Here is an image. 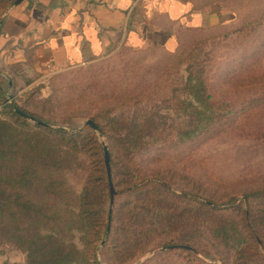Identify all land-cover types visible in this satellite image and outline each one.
I'll use <instances>...</instances> for the list:
<instances>
[{
  "label": "rangeland",
  "instance_id": "1",
  "mask_svg": "<svg viewBox=\"0 0 264 264\" xmlns=\"http://www.w3.org/2000/svg\"><path fill=\"white\" fill-rule=\"evenodd\" d=\"M195 1H200L203 6L216 2L233 7L240 12V22L229 29L185 35L176 52L158 47L142 50L124 48L113 54L110 60L49 73L20 89L5 86L8 91L5 102H16L28 113L49 121L54 128L71 133L88 131L90 127L84 123L92 120L106 133L102 136L93 130L103 145H108L110 138L112 141L132 138L134 147L130 151L134 153L131 155L134 176H129L127 170L122 169L124 175L116 177L118 190L139 179L159 180L168 184L175 194L182 191L219 204L235 199L243 206L246 195L264 190V141L253 136V133L264 130V103L251 116V123L242 128L239 124L238 128L243 132L210 133L212 137L199 147L178 142L181 131L191 125L193 128V124H190L191 117L185 105L177 103L179 99H185L182 88L189 67L204 77L216 101L240 103L264 92V19L259 20L264 14V0ZM13 4L4 9L1 20ZM245 23L248 24L241 31ZM241 60L243 67L238 66ZM118 146L122 149L120 142ZM86 149L80 170L70 175V183L77 189L83 186L85 176L95 169L93 161L97 151L88 143ZM113 150L115 152V148ZM154 193L151 198L172 203L177 213L190 209L194 215L197 211L195 201L188 199L183 202L165 188ZM139 198H144V195L120 193L116 208L125 202L141 207L144 200L138 201ZM251 203L259 205L253 199ZM237 216L241 218L235 213L224 217L216 213L214 218L215 221L219 218L233 222L237 227L240 220ZM196 224L194 219L190 220L189 227L181 228L182 233L179 229L175 236L186 234L197 241L203 237L201 242L211 253L218 251L224 257H230L232 262L229 264H237L235 261L241 258L236 244L232 246L235 242L230 243V248L225 245L216 248L213 243L220 240L214 239L209 230L199 227L200 233H194ZM158 231L164 237L171 234L160 228ZM232 234L236 237L235 233ZM243 235V239L248 241V233L244 229ZM103 246L104 242L96 248L100 264H121L112 257V251L103 256ZM246 246L243 243V249ZM163 248L166 247L157 248L129 264H223L217 258H207L197 252H193V256L179 250L164 254L167 250L161 251ZM84 250L87 254L84 264H96L92 249ZM0 259L5 264H26V255L11 245H0ZM241 261L264 264L261 255L248 249Z\"/></svg>",
  "mask_w": 264,
  "mask_h": 264
},
{
  "label": "trees",
  "instance_id": "2",
  "mask_svg": "<svg viewBox=\"0 0 264 264\" xmlns=\"http://www.w3.org/2000/svg\"><path fill=\"white\" fill-rule=\"evenodd\" d=\"M15 1L0 0V20L4 9ZM191 1L203 6L200 1ZM262 19L264 14L259 20ZM246 24L241 26V31ZM216 31L219 30L197 33ZM182 43L183 39L180 45ZM124 48L128 47L118 51ZM110 59L112 56L105 60ZM242 60L238 64L240 67H243ZM188 70L182 88L185 99H179L177 104L185 105L193 128L191 125L181 131L178 141L181 144L188 142L199 147L212 137L210 133L241 132V128L251 123L253 113L264 103V92L240 103L216 101L204 77L191 67ZM5 86L13 90L16 88L0 75V245H11L21 251L26 255V264H84L87 257L84 249L90 248L94 262L100 264L96 248L102 242V255L108 256L109 251H112V257L121 264H129L160 247H171L164 254L179 250L193 256V252H197L207 258H217L223 264L232 262L230 257H224L218 251L211 253L207 245L201 242L203 237L197 241L186 234L175 236L179 229L189 227L192 219L197 223L194 233H200L199 229L209 230L214 239L220 240L217 244L213 243L214 247L225 245L230 248V243L235 242L232 246L236 244L241 259L247 249L249 252L255 250L264 259V190L246 195L243 206L237 204L235 199L219 204L182 191L175 194L168 184L159 180L125 181L128 185L118 190L116 177L124 175L122 169H126L129 176H134L131 158L134 153L130 151L134 147L132 138L113 141L110 138V143L103 145L92 128L81 133L54 128L49 121L28 113L14 102L22 113L34 119L30 122L5 102L8 93ZM240 123L241 128H238ZM96 125L101 135L105 136L104 129ZM253 136L256 140L264 141V130L253 133ZM119 142L122 149L117 147ZM87 143L97 151L93 161L95 169L85 176L83 186L77 189L70 183V175L80 170ZM104 146L109 152L111 179L105 163ZM111 188L114 190L113 195ZM163 188L183 202L188 199L195 201V214L192 215L190 209H182V212L177 213L172 203L150 197L154 191L157 194ZM120 193L144 195V198L138 199L144 200V203L139 207L138 204L125 202L116 208ZM252 199L259 205H252ZM216 213L222 217L228 213L241 216H237L240 218L238 226L219 218L215 221ZM159 228L171 234L164 237L158 231ZM243 229L248 233V241L243 239ZM163 237L165 239L157 241ZM243 243L247 244L244 249ZM241 259L235 262L245 264Z\"/></svg>",
  "mask_w": 264,
  "mask_h": 264
},
{
  "label": "crops",
  "instance_id": "3",
  "mask_svg": "<svg viewBox=\"0 0 264 264\" xmlns=\"http://www.w3.org/2000/svg\"><path fill=\"white\" fill-rule=\"evenodd\" d=\"M240 16L191 0H24L0 22V75L20 89L122 47L174 52L183 36L232 28Z\"/></svg>",
  "mask_w": 264,
  "mask_h": 264
},
{
  "label": "water",
  "instance_id": "4",
  "mask_svg": "<svg viewBox=\"0 0 264 264\" xmlns=\"http://www.w3.org/2000/svg\"><path fill=\"white\" fill-rule=\"evenodd\" d=\"M24 0H16V2L5 12V14H7L11 9H13L14 7L18 6L21 2H23ZM4 14V15H5ZM11 105V107L14 109V111L19 114V115H22L23 117H25L27 120L29 121H34V119L30 116V115H27V114H24L22 113L18 108L17 106L14 104V103H9ZM85 126H88L90 128H92L94 131L96 132H99V128L98 126L92 121V120H87L85 123H84ZM66 130V129H64ZM104 154H105V163L107 165V170H108V176H109V179H111V172H110V165H109V152H108V149L106 146H104ZM111 184V182H110ZM111 193L112 195L114 194V190L113 188H111ZM171 247H166V248H163L161 249V251L163 250H170ZM161 251H157V252H161ZM156 252V253H157ZM156 253H154L153 255H155Z\"/></svg>",
  "mask_w": 264,
  "mask_h": 264
}]
</instances>
